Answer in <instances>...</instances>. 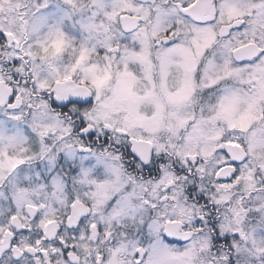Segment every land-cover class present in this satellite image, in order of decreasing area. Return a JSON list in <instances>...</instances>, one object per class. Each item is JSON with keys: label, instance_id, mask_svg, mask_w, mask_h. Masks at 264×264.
<instances>
[{"label": "snow or ice", "instance_id": "1", "mask_svg": "<svg viewBox=\"0 0 264 264\" xmlns=\"http://www.w3.org/2000/svg\"><path fill=\"white\" fill-rule=\"evenodd\" d=\"M0 264H264V0H0Z\"/></svg>", "mask_w": 264, "mask_h": 264}]
</instances>
